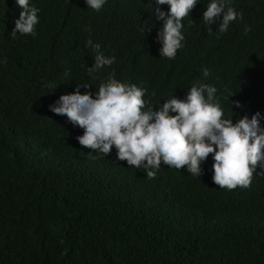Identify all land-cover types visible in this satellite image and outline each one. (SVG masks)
<instances>
[{"label":"trees","instance_id":"16d2710c","mask_svg":"<svg viewBox=\"0 0 264 264\" xmlns=\"http://www.w3.org/2000/svg\"><path fill=\"white\" fill-rule=\"evenodd\" d=\"M29 1L40 9L34 37L13 38L15 24H2L11 7H0V264H264V175L253 173L248 188H221L210 154L199 177L162 162L148 179L118 160L115 146L107 156L83 148L84 130L49 108L78 84L95 96L107 78L106 66L87 71L95 63L91 38L130 54L116 78L143 83L154 108L207 84L203 67L212 71L226 58L233 70L217 84L224 118L235 123L259 111L264 127V101L251 98V79L264 71V0H251L253 10L243 7L232 25L242 44L222 38L206 57L207 40L189 29L175 59L141 43L150 34L143 19L150 0H107L100 11L86 0ZM261 79L253 82L259 96Z\"/></svg>","mask_w":264,"mask_h":264},{"label":"clouds","instance_id":"9594fccd","mask_svg":"<svg viewBox=\"0 0 264 264\" xmlns=\"http://www.w3.org/2000/svg\"><path fill=\"white\" fill-rule=\"evenodd\" d=\"M105 2L107 0H86L88 7L95 11H100ZM196 3L197 0H150V11L143 12L150 34L141 43H149L146 48L157 46L161 57L168 59H175L189 29L196 30L207 40L206 57L222 38L230 36L241 43L234 37L232 25L242 18L243 7L253 10L251 0H207L204 7H195ZM4 6L11 7V13L2 24H15L11 31L13 38L18 33L36 35L40 9L30 7L29 0H2L0 7ZM151 27L156 28L154 36ZM249 30L246 27L244 31ZM85 43L95 53V63L87 69L89 75L106 66L108 70L104 75L107 78L99 82L95 96L91 92L82 94L78 84L75 92L62 94L49 106L56 115L66 116L74 127L84 130L83 135L77 136L83 148L107 156L115 146L117 159L136 169L143 168L148 179L156 178V170L162 162L177 170L186 166L191 175L199 177L203 174L201 164L210 154L214 161L212 179L221 188H248L253 173L264 175V171H256L257 167L264 169L261 113L257 111L251 119L244 115L233 123L232 117L224 118L220 106L217 84L223 80V71L233 70L226 58L212 65V71L203 67V77H209L207 84L197 81L183 96L173 95L165 99L162 106L154 108L151 101L144 99L148 88L143 83L116 78L119 73L115 66L131 62L130 54L115 55L113 44L101 48L91 38ZM260 76L262 95L259 96L253 82L258 80L259 83ZM251 82L254 87L251 98L264 101V71L257 69ZM83 87L91 85L83 84ZM232 95L234 92L226 99ZM231 103L242 107L239 101Z\"/></svg>","mask_w":264,"mask_h":264}]
</instances>
